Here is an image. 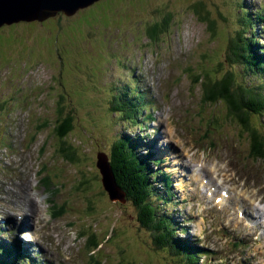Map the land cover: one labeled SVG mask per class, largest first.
<instances>
[{"label":"rangeland","instance_id":"obj_1","mask_svg":"<svg viewBox=\"0 0 264 264\" xmlns=\"http://www.w3.org/2000/svg\"><path fill=\"white\" fill-rule=\"evenodd\" d=\"M237 1L243 2L242 6L250 18H253L256 8L260 9V4L264 7V0H99L91 7H86L84 12L85 8L79 9L75 16L77 18L60 22L49 20L41 25L20 21L15 27L0 30V127L2 124L6 127L14 125L12 141L19 140V149L28 153L26 156L19 154L5 158L4 170L0 167V180L8 183L27 181L26 186L35 196L40 216L37 222L23 228L22 224L14 223V218H18L20 212L11 208L9 200L0 201V218H13L12 221L0 223V231L8 232V226L5 228V225L17 226L15 236L0 235V249L15 251L19 250L20 245L21 255L26 259L27 255L34 258L37 264H42V261L51 264H92L84 245L87 247L88 240L94 235L96 240H93L89 249L97 246L98 257L104 264H161L149 249L145 238L147 231L138 224L137 210L128 201L121 203L118 200L120 196L108 183L112 160L115 159L112 151L117 148L114 144L119 134L125 142L124 147L130 148V154L134 155L131 161L135 159L136 169L132 170L155 187L147 190L152 193L146 198L149 204L159 203L155 189L160 188L167 190L170 200L173 196L175 201H182V210L194 211L196 206L189 207L191 200L186 193L188 185L182 180L186 174L184 164L179 161L191 167L187 161L201 162L206 158L218 162L221 157L224 162L220 165L231 166L249 181L264 185V163L249 158L244 144L248 138L246 132L241 137L243 142L237 137L223 134L226 143H220L221 150L205 155L200 151L207 147L200 140L203 131L197 122L208 116L194 118L186 125L175 122L169 126L161 108L153 113L148 110L142 117V111L136 113L138 116H133L134 120H141L133 127L127 126L122 116L108 112L103 106L104 99L108 98L106 89H128L134 79L140 93L145 88L150 90L144 74L159 65V70L165 73L155 78L164 80L165 91L172 104H179L181 96H189L194 91V104L200 103L201 106V96L202 105L208 107L205 110L208 115L223 116L225 119L227 105L221 98L208 104L204 99L206 92H203L210 83L222 82L228 74L238 82L243 71L225 59L228 40L234 36L239 25L236 20L239 14ZM199 2H203L208 7L206 10L212 12L209 15L216 25L213 35L209 33L207 24L199 18V8L196 7V11L193 7ZM167 12L173 14L172 24L160 36L148 37L146 28L160 22ZM253 30L255 34L258 32L255 26ZM63 57L65 61L70 57L72 60H82V64L72 66L73 73L77 75L75 79L68 75L61 78L64 88L70 90V97L64 102L63 116H71L73 124V131L66 135V140L56 136V125L61 123L60 119L55 123L60 118L59 108L49 100L48 94L51 76L57 72L59 75L60 59ZM169 61L178 64L170 71L169 65H166ZM141 66V72L137 71ZM204 74L205 77L200 79L202 83H191L194 77L200 78ZM175 80L180 81L181 93L171 86ZM249 83L254 84V81L247 85L254 86ZM132 90L130 96L135 92ZM119 98L124 103V96ZM230 112H233L232 108ZM153 114L158 115L157 121ZM175 117L176 114L172 113L171 119ZM231 126H236L234 121ZM208 128L210 131L215 129L211 120ZM230 130L237 133L236 128L231 127ZM83 133L92 136H83ZM162 133L166 134V139ZM171 136L176 145L167 144L166 140H172ZM33 137L34 142L31 144ZM0 140L5 142L6 138L0 135ZM142 142L144 145H141ZM151 142H155L156 150L155 147H146ZM191 142L195 143L197 149L191 148ZM1 143L0 154L9 147L10 139L7 144ZM62 143L77 148L76 152L68 149L67 155L72 153L71 160L66 158L64 151L60 153ZM173 152L177 153L178 160H175ZM97 163L100 164V172L96 168ZM42 169L52 175L47 177L49 187L42 185L43 178L38 175ZM226 172L227 175L231 173ZM195 175L200 180L198 184L206 182L201 174L193 173V177ZM251 182L249 184L256 188ZM50 187L55 191L53 195L49 192ZM106 191L115 199H110ZM193 196L196 201V191H193ZM217 197L218 193L212 201ZM204 198L208 197L205 195L202 200ZM173 199V212H177V204ZM170 200L162 202L165 203V213L171 218ZM63 204L68 209L60 215L58 213ZM199 206L206 208V205ZM223 210L230 211L229 208ZM210 214L217 223L219 220L216 215ZM244 214L250 215L249 212ZM195 219L196 216H191L186 227L198 236L201 243L207 240L211 246L209 248L214 249L213 254L209 255L211 264H264V258L263 261L251 259V249L256 247L257 237L248 244L249 251L235 252V257L230 258V254L221 255L220 250H234L232 244L237 242L236 238L227 236L224 230L209 234L210 224L201 221L196 223ZM38 227L43 230L39 235ZM177 230L181 233L179 237L187 238L181 228ZM36 244L44 250L34 248ZM142 248L148 251L145 259L138 253ZM216 249L219 250L218 254ZM14 261L25 263L12 253H2L0 256L2 264H13Z\"/></svg>","mask_w":264,"mask_h":264},{"label":"trees","instance_id":"obj_2","mask_svg":"<svg viewBox=\"0 0 264 264\" xmlns=\"http://www.w3.org/2000/svg\"><path fill=\"white\" fill-rule=\"evenodd\" d=\"M242 5L243 2L240 1L238 3V9H237V11H239V15L236 18L237 23H239L238 27L241 30L239 31L237 28L234 38H232L229 41V45L232 51H229V54L225 55V57L231 63H237L240 66H244L243 70L247 71V69L250 70L256 69L259 60L256 57V50L254 47V42L252 41L253 39L250 38L248 34H246L248 32V29H245V25L243 24V22H245L248 25H250L252 19L248 17L247 12L244 10V7ZM193 7L195 8L196 11H198L196 7L199 8V11L201 12L200 14L197 13L199 18L201 17L200 19L207 24L209 33L213 35L215 32L216 25L214 20H212L209 15L210 13L212 14V12L206 10L208 7H205L203 2H199L196 5H193ZM85 10L86 9H84L82 12H84ZM76 15L77 13L74 14L73 16L67 17L61 13L41 23L40 22H35V23L41 25L49 20L60 22L68 19L77 18L75 17ZM241 19L243 22H241ZM172 21H173V14L167 12V14L164 17H162L160 22L154 23L150 27H147L145 32L147 33L148 37L156 38L161 35L162 31L168 29V27L172 24ZM17 24L3 26L2 28H0V30L5 28L15 27ZM71 58L72 57L67 58V61H65L64 57L63 59H60L61 62H60L59 75L57 72L54 76H51V82L48 85L49 93L47 92L48 94H50L49 100L53 102V105H56V107L58 106L59 108L58 110H59L60 118H57L55 120V123L58 119H60L61 123L56 125L55 131L57 138H59L60 140H66L65 139L66 135L73 131L72 117L71 116L67 117V115L63 116L64 102L67 101V99L70 97L69 95L70 90L64 88V83H62L61 78L64 75H68L69 77H72V79H75V76L77 77V75L73 73L72 66L73 64H77V63L82 64L81 62L82 60H72ZM205 75L206 74L201 75L200 78L194 77L192 82L195 85H198L199 82L202 83L200 79L204 78ZM246 78L247 76H245L243 79L244 86L241 85L243 89H240L237 85L238 83L236 82V80L234 81L233 76L231 74H228V76H226L222 82L210 83L208 85V88L206 90L204 89L203 92V93L206 92V94L204 95V99L208 102V104H211V102H217V100L221 98L222 101L225 103V105H227L226 107H228V112L226 113V119L229 122L230 127L232 128H237V126L246 127L248 125V119L251 115H258L259 113H261L262 115L264 113V96L261 93L260 94L257 93L256 90L253 89V87H247L245 83ZM106 92H107L106 96L108 98L107 100L104 99L103 101V106L105 107V110L108 109V112L116 113L117 115L122 116V118H125L123 119V121H126L128 119H134L133 116L136 117V113L139 114L138 111L139 108H136L134 105L132 106L129 102L130 97L126 87L110 88L109 91L106 89ZM245 94L248 95V98L245 96ZM119 96H124V103L119 98ZM231 108L233 109L232 113L230 112ZM233 121L236 124L235 127L231 126ZM116 124L114 123L115 126ZM241 131L243 132L242 129ZM86 135L92 136L83 133V136ZM253 139L254 141H258L259 145L261 144L258 137L255 134ZM115 141L117 143L114 145L117 146V148H114V152H113L114 155L112 154L115 157L114 161L112 160L113 175L119 187L125 190V192H127V196L129 197L128 199L133 200L136 204V208L138 210L137 221L140 227L147 231V235L145 236V238L147 239V243H149L150 251L157 257V259L161 264H197L198 252L195 254L186 245L185 241H183L180 237L177 236L178 233H177L176 223L175 222L172 223L171 221L170 224L167 221V219L169 218L168 217L169 214L165 213V209H164L165 203H163L162 201H165L166 199L170 200L169 193L167 192V190H161L160 188L155 189V195H157V198L159 199V203H155L156 206H154L153 203L149 204L146 201V198L148 195L152 196V193H148L147 190L155 187L149 182H146L142 178L138 177L139 175L136 173V171L135 172L133 171L135 170L134 168L135 159L134 161H131V159L134 158V155L130 154L131 153L130 148L124 147L125 142L121 139V134L117 136V139ZM60 147L62 148L61 153H63L64 151L66 158L69 160H71L72 158L71 157L72 153L67 155L68 149L73 150V152L77 151V148L75 146L73 145L68 146L67 143H62ZM256 150H255L256 152L255 155H257L256 158L257 159H259V157L264 158V150H262L261 148L258 151ZM148 185H152L153 187H149ZM142 187L143 190L141 191ZM172 199L173 198L171 197L170 215H171V220L175 221L174 219L175 217H173L174 212H173ZM131 203L133 204V202ZM93 240H96L94 235H92L87 242L86 248L88 249L89 253L92 252V250L97 247L94 246L93 249H89V247L92 245ZM147 252L148 251L145 250L144 254L146 255ZM10 253L16 256L17 254H19V251L8 250L6 254H10ZM138 253L143 257V259H145L144 255L141 252V249L140 251H138ZM0 256H2V251H0ZM0 264L2 263L0 262ZM3 264H9V263L3 262Z\"/></svg>","mask_w":264,"mask_h":264},{"label":"bare ground","instance_id":"obj_3","mask_svg":"<svg viewBox=\"0 0 264 264\" xmlns=\"http://www.w3.org/2000/svg\"><path fill=\"white\" fill-rule=\"evenodd\" d=\"M260 66L262 65L264 67V62H259ZM255 70V69H253ZM152 130L153 127H150ZM162 137L165 138L164 134L162 133ZM167 144L168 141L166 140ZM155 142H151L149 145L150 146H146L147 148H154L155 147ZM166 144V145H167ZM168 147V145H167ZM169 150H171L170 148H168ZM156 150V147H155ZM173 156L175 158V160L177 159V153L173 152ZM257 159V158H256ZM178 160V159H177ZM160 162H162L160 160ZM180 164H184V169L186 174L183 176L182 180L183 183L187 184L189 186V189H187L188 191L186 192L187 195L188 193H190L189 195V200H191L194 196H193V191H195V182L193 180V173L198 172L197 169L195 171L191 170V168L193 169L194 167H190L186 162H181L179 161ZM222 163V162H220ZM206 165V163L204 164ZM200 169L204 170L205 175H206V179H208V183L212 188V193H216L218 188H222L220 187L221 184L223 185L225 182L230 181L228 180V178L230 177L229 175H227L228 169H227V165H219L218 163L214 162L213 164H210V171L213 173L214 176H212L211 172L206 168V166H200ZM226 170V171H225ZM171 183V181H169ZM254 186L256 185L255 182H251ZM259 188V189H258ZM223 189V188H222ZM236 190H232V192L230 191V193H228L227 198L224 201H228L229 205H232L231 208V212L229 214V217H231V219H227L224 222V226H226V228H228V226L232 223V221L234 220L233 215L235 214V211H238V215H239V219L235 220V222L238 224H240L242 226V231H238L235 229H230L228 228L233 235H243L244 233H249L253 238L257 236V233L255 231H253L252 227L255 228L257 231L261 232L262 235H264V211L257 209L255 206L261 203V199H258V193L260 191H262L264 189L263 185L260 186H256V188H254L253 186H251L250 184L248 185L247 189H244L242 186H237L235 188ZM1 190L3 192H5L6 190H8V200L10 202L11 208L13 210H16L18 212H22L25 211V208L27 210V213L29 215V217H33V212L30 210L29 206L32 207L33 209H39V206L35 200V196L33 194H31L30 192V188L29 187H25L23 189H19L17 188L16 185H11L8 189L7 186L3 183ZM233 193V198H236L238 200H235L234 202H232V197L230 196V194ZM202 196H204V193L201 194ZM213 196V194H212ZM222 197V195H221ZM231 200V201H230ZM0 201H3V198H0ZM210 202V201H208ZM176 204L178 206V210L181 209V204L182 201H176ZM212 208L214 210H218V208H221V201H215V203L210 202ZM253 206V207H251ZM252 211V212H251ZM245 212H249L250 215H248L247 217H249L250 219L247 220L246 224L245 222H242L243 218L245 217ZM174 214H176L178 221L180 222L181 220V215L179 214V212H174ZM20 218L22 217L21 214L19 215ZM169 218L167 219V221L171 224L176 222L174 220H171L170 216H168ZM233 218V219H232ZM18 222L17 219L14 218V223L16 224ZM22 226L24 228H26V221L24 220V222H22ZM177 225V229L180 228V226L176 223ZM178 233V230H177ZM181 233H178V237ZM264 237V236H263ZM180 238L185 241L186 245L196 254L197 253V249L191 244L189 236L187 235V238L185 236H180ZM23 248H25L24 246H22ZM96 248L93 249L96 250ZM259 256L261 255V253L258 254Z\"/></svg>","mask_w":264,"mask_h":264},{"label":"water","instance_id":"obj_4","mask_svg":"<svg viewBox=\"0 0 264 264\" xmlns=\"http://www.w3.org/2000/svg\"><path fill=\"white\" fill-rule=\"evenodd\" d=\"M99 0H0V28L20 21L43 22L58 14L73 16ZM113 182L112 176L109 179Z\"/></svg>","mask_w":264,"mask_h":264}]
</instances>
